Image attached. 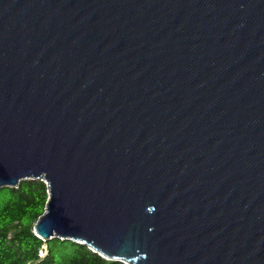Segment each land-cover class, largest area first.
Instances as JSON below:
<instances>
[{"label": "water", "instance_id": "1", "mask_svg": "<svg viewBox=\"0 0 264 264\" xmlns=\"http://www.w3.org/2000/svg\"><path fill=\"white\" fill-rule=\"evenodd\" d=\"M33 231L126 264H264V0H0V187Z\"/></svg>", "mask_w": 264, "mask_h": 264}, {"label": "trees", "instance_id": "2", "mask_svg": "<svg viewBox=\"0 0 264 264\" xmlns=\"http://www.w3.org/2000/svg\"><path fill=\"white\" fill-rule=\"evenodd\" d=\"M48 197L44 180L0 187V264H126L68 238L37 236L33 228Z\"/></svg>", "mask_w": 264, "mask_h": 264}, {"label": "built area", "instance_id": "3", "mask_svg": "<svg viewBox=\"0 0 264 264\" xmlns=\"http://www.w3.org/2000/svg\"><path fill=\"white\" fill-rule=\"evenodd\" d=\"M41 252V254L43 255L44 254V252L43 251H40Z\"/></svg>", "mask_w": 264, "mask_h": 264}]
</instances>
